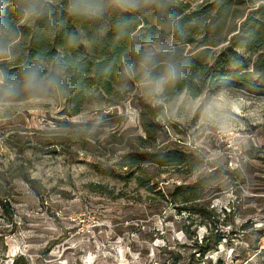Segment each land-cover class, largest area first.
<instances>
[{
	"label": "rangeland",
	"instance_id": "rangeland-1",
	"mask_svg": "<svg viewBox=\"0 0 264 264\" xmlns=\"http://www.w3.org/2000/svg\"><path fill=\"white\" fill-rule=\"evenodd\" d=\"M159 1L142 0L135 11L162 32L150 47L201 54L211 68L264 3L195 0L179 16L203 11L196 34L185 39L162 21ZM12 45L0 46V69L19 53ZM247 71L264 85V76ZM64 97L21 92L0 102V196L11 210L0 207V264H264L263 88L207 79L196 98H169L142 82L121 102L89 89L75 115ZM168 147L196 153L203 166L190 177L149 164L119 166L127 154ZM224 165L241 180L211 184L204 201L212 220H194L164 198L169 186ZM135 176L150 179V189Z\"/></svg>",
	"mask_w": 264,
	"mask_h": 264
},
{
	"label": "trees",
	"instance_id": "trees-1",
	"mask_svg": "<svg viewBox=\"0 0 264 264\" xmlns=\"http://www.w3.org/2000/svg\"><path fill=\"white\" fill-rule=\"evenodd\" d=\"M173 1H159L162 10L167 14L162 21L173 24L172 29L176 35L189 39L192 34H196V22L203 11H192L179 17L195 0ZM6 2L8 7L5 20L10 24L12 35L0 40V46L5 47L13 42L11 48L19 53H16L11 63L1 66V69L18 75L38 54L46 58L49 66L55 57H65L74 67L65 74L68 90L60 93L65 96L73 115L80 113L86 98L85 91L89 89L117 102L127 99L134 86L142 83V80L139 75L133 78L123 75L124 63L136 61L133 49L150 47L162 33L148 25L144 16L137 12L121 13L109 10L102 20L86 21L68 12L69 0H42L47 9L45 14L20 18L16 8L22 0ZM220 6L221 4L217 9L221 13L224 6ZM71 32L80 36L75 45H70L67 41V34ZM16 38L18 41L14 43ZM188 41L184 43H191ZM231 41L219 52L215 67L212 68L202 61L201 54L182 56L178 50L170 48L171 58L186 67L183 78L166 85L163 96L173 98L185 93L196 98L205 89L207 79L212 84L228 79L238 85L248 84L264 89V85L250 81L251 73L247 71L250 69L251 72L264 76V3L240 23L238 32L232 36ZM241 50L247 54L246 57L238 55ZM149 127L151 125L146 124V132L151 131ZM262 154L264 155V151ZM122 159L119 164L121 168L136 165L139 169L140 165L149 164L157 168L171 169L173 173H182L187 177L197 173L204 164V159L196 153L178 147L161 148L156 152L130 153ZM207 165L209 168L213 167V164ZM220 178L241 180L240 171L224 165L208 174H199L192 182L169 186L164 198L177 205L179 213L184 211L194 220L199 218L207 222L214 218V210L204 200L211 184ZM24 180L32 183L27 178ZM135 180L140 187H150V179L144 180L135 176ZM0 207L5 213L11 214L8 203L1 196ZM198 247L203 250L202 246Z\"/></svg>",
	"mask_w": 264,
	"mask_h": 264
},
{
	"label": "clouds",
	"instance_id": "clouds-1",
	"mask_svg": "<svg viewBox=\"0 0 264 264\" xmlns=\"http://www.w3.org/2000/svg\"><path fill=\"white\" fill-rule=\"evenodd\" d=\"M141 3L142 0H69L68 12L86 21H98L102 20L109 10L121 13L135 12L141 7ZM7 7L6 0H0V40L12 35L10 24L5 20ZM46 11L42 0H22L16 8L20 18L43 15ZM79 40L77 33L67 34L70 45L77 44ZM133 53L137 60L124 63L123 75L128 78L139 75L150 94H159L166 85L183 78L186 65L172 59L171 51L166 46L160 45L155 49L136 47ZM73 67L70 61L62 56L55 57L49 66L46 58L38 54L18 75L0 69V102L12 100L21 92L35 95L53 90L67 91L65 74Z\"/></svg>",
	"mask_w": 264,
	"mask_h": 264
}]
</instances>
